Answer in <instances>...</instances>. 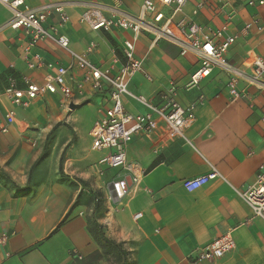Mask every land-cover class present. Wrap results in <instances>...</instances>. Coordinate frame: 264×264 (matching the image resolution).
Returning <instances> with one entry per match:
<instances>
[{
	"label": "crops",
	"instance_id": "0c3cea01",
	"mask_svg": "<svg viewBox=\"0 0 264 264\" xmlns=\"http://www.w3.org/2000/svg\"><path fill=\"white\" fill-rule=\"evenodd\" d=\"M61 0H26L39 7ZM259 2L260 0H255ZM144 0H70V21L49 20L57 34L66 36L77 54L89 55L100 68L116 73L126 60L123 45L133 40L130 31H93L80 21L87 3H99L105 16L118 8L132 16ZM168 14L169 8H161ZM12 12L0 4V95L7 78L23 77L42 83L52 72L49 64L72 67L76 83L82 82L72 56L52 41L39 43L40 70H30L24 51L29 36L11 28L1 29ZM198 24L206 30L225 28L236 36L228 50L229 64L240 68L241 98L234 101L226 88L228 75L214 69L198 86H190L199 69L197 56H181L169 42L153 44L141 35L135 56L142 61L129 91L161 105V94L175 87V99L183 107L195 106V120L185 138L158 153H140L136 137L130 161L142 159L136 174L100 168L109 150H94L90 130L100 117L104 97L84 86L71 102L59 95L15 109L18 119L9 131H0V264H264V220L256 217L239 192L254 183L264 163V78L253 83L252 61L264 58V5L248 6L242 0H206L196 10L189 0L176 21ZM254 23L262 31L245 26ZM118 59V62H115ZM79 107L70 109V105ZM132 115L147 108L131 96L123 97ZM216 169L220 177L193 192L183 182ZM132 179L122 197H113L110 184ZM236 243L233 252L215 261H198L197 250L225 235Z\"/></svg>",
	"mask_w": 264,
	"mask_h": 264
},
{
	"label": "built area",
	"instance_id": "2783aa9c",
	"mask_svg": "<svg viewBox=\"0 0 264 264\" xmlns=\"http://www.w3.org/2000/svg\"><path fill=\"white\" fill-rule=\"evenodd\" d=\"M248 6L264 5V0H242ZM70 0H61L56 3L39 7H31L26 0H0L12 12L11 19L1 28H11L14 31H23L29 36V43L24 51V58L30 70H40L44 66L43 58L35 50L39 43L52 41L61 49L67 51L73 58L76 67L83 72L82 82L76 83L72 67L49 64L52 72L44 76L42 83L31 81L23 77V87L14 76L7 78V84L0 95V105L4 99L14 108H28L39 99L50 95H59L71 102L75 94L82 97L85 94L84 86H90L95 94L104 97L100 117L93 123L90 130L92 147L94 150H109L98 163L99 167L124 171L136 174L142 167V159L130 161L131 147L138 140L142 156L145 153H158L175 142L185 138L186 129L195 120V106H181L175 99V87L161 94V105L147 101L142 96H134L129 91L132 78L142 72V61L135 56V42L141 35L152 37L153 44L162 41L169 42L180 48L181 56L193 53L197 56L200 67L193 74L190 86H198L211 72L218 68L228 75L226 88L234 101L240 99L238 83L244 78L240 68L229 64L226 54L236 43V36H225V28L220 30H206L198 24L186 26L184 21H176L189 0H144L137 16H132L115 8L110 16L104 15V7L99 3H87L80 16V21L93 31H130L134 38L126 40L123 45V54L126 60L116 73L113 67L100 68L89 55H80L70 48V41L66 36L58 35L55 25H48L52 16L56 15L60 25L70 21L67 5ZM206 0H196V10L202 9ZM169 8L170 13L164 9ZM258 31L263 26L249 23L245 30L253 27ZM118 62V59H115ZM252 82L260 84L264 78V58L255 55L252 61ZM131 96L147 108V112L139 115L128 113L123 105V97ZM18 119L15 109L5 108L4 121L0 124V131L6 133ZM136 137H138L136 139ZM144 150V151H143ZM220 177L214 169L209 174L187 179L183 182L184 188L193 192L209 182ZM240 196L250 206L254 215L264 220V163L260 166L254 183L248 185ZM2 238L0 242H5ZM236 243L231 235H225L197 250V260L215 261L233 252Z\"/></svg>",
	"mask_w": 264,
	"mask_h": 264
},
{
	"label": "water",
	"instance_id": "95a60500",
	"mask_svg": "<svg viewBox=\"0 0 264 264\" xmlns=\"http://www.w3.org/2000/svg\"><path fill=\"white\" fill-rule=\"evenodd\" d=\"M79 106L75 104L70 105L71 110L77 109ZM132 185V179L127 178L124 182L116 183V184H110L109 190L111 192V195L113 197H122L129 189V187Z\"/></svg>",
	"mask_w": 264,
	"mask_h": 264
}]
</instances>
